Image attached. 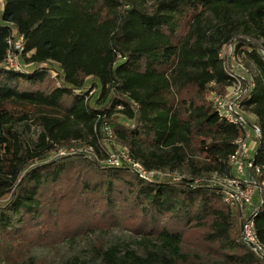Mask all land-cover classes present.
Returning a JSON list of instances; mask_svg holds the SVG:
<instances>
[{
  "label": "trees",
  "instance_id": "1",
  "mask_svg": "<svg viewBox=\"0 0 264 264\" xmlns=\"http://www.w3.org/2000/svg\"><path fill=\"white\" fill-rule=\"evenodd\" d=\"M1 1L0 264H264L243 240L246 207L231 208L209 183L233 176L229 159L244 137L211 100L232 86L236 51L259 70L256 83L242 71V99L264 166V0H155L151 13L124 0ZM10 51L23 71L4 67ZM20 125L40 130L33 145ZM108 127L114 147L181 179L144 181L127 164L58 155L91 147L105 160ZM120 222L142 240L113 235ZM255 226L264 244V205ZM57 227L71 248L59 263L36 256L54 247ZM88 227L100 237L81 248Z\"/></svg>",
  "mask_w": 264,
  "mask_h": 264
},
{
  "label": "built area",
  "instance_id": "2",
  "mask_svg": "<svg viewBox=\"0 0 264 264\" xmlns=\"http://www.w3.org/2000/svg\"><path fill=\"white\" fill-rule=\"evenodd\" d=\"M0 8H2V1L0 2ZM15 49L20 52L23 51V38H20ZM235 54L236 53L230 54L232 63L229 67V73L233 79L232 86L229 87L224 95L213 93L211 100L220 118L243 129L244 137L236 141L237 149L229 159V165L232 168L233 176L227 178L214 174L209 180V183L225 191V201L231 208H236L240 204L246 207L242 230L243 240L251 246L256 253L264 258V244L259 240L255 226V218L257 214L261 212L264 205V187H261L258 183V178L261 177L264 166L256 165L254 161L255 146L258 145V141L261 139V131L255 125V119L248 121L245 117V107L242 97L247 91V89L244 88L246 76H244L242 72L244 71V67H241L237 63ZM20 55L21 53L10 51L4 62V67L8 70L17 72L23 71L24 66L20 61ZM221 57L225 58L226 53H222ZM51 74L53 78L57 76L55 71H51ZM247 88H249V86ZM75 92L79 95L82 94L81 90H76ZM93 93L94 90L90 92V95ZM130 124L131 123L127 124L125 121V125L129 126ZM105 133L109 137L107 140L113 145V149L109 148L110 151H108V157L105 160H102L91 147L78 151L62 150L58 155L67 156L78 152H84L89 154L100 164H106L112 167H122L124 164H127L137 176L144 181H177L181 179V176L175 172L147 170L142 164L132 158L127 148L114 147V137L109 127L105 129ZM250 141L251 144L249 145ZM258 193L259 197L257 195ZM256 197H258L257 200Z\"/></svg>",
  "mask_w": 264,
  "mask_h": 264
},
{
  "label": "rangeland",
  "instance_id": "3",
  "mask_svg": "<svg viewBox=\"0 0 264 264\" xmlns=\"http://www.w3.org/2000/svg\"><path fill=\"white\" fill-rule=\"evenodd\" d=\"M125 4H130L132 5H136L142 9H144L146 12L151 13L156 5L155 0H124ZM259 45L262 49V51L264 52V38H262L259 42ZM235 53H247V52H243V50L241 51H236ZM236 56V60L237 63L241 66L244 67V71L247 72L249 74L250 80L252 81H257V77L259 75V70H258V66L255 62V60L251 57L250 54H235ZM261 55L264 56L263 53H261ZM172 93H173V97H171L172 99H175V104L177 103V88H173L172 89ZM245 112V117L247 118L248 121H252L255 119V115L249 111L246 107L244 109ZM119 122L121 121L118 120ZM123 121V120H122ZM124 122V121H123ZM16 130L21 134V136L24 138L25 142L29 143L30 145H33L40 134V130L34 126V125H20L16 127ZM251 144V141L249 142V145ZM257 148V146H255V149ZM196 151V150H195ZM254 153V152H253ZM53 157H51L50 159H52ZM183 176L185 177H190V170L188 168L187 165H185L180 171H179ZM259 197V193L257 194ZM258 197H256V200L258 199ZM90 229H94V230H90ZM130 228L128 227H123L122 223H118V224H114L111 227V232L113 235H116L118 237H122L123 239H127L128 241H130L131 243L133 241H137V240H142V234L132 231V230H128ZM66 233V230L60 227L56 228V233H53L52 235H50V239H52L54 241V249H48V250H42L40 248V250L36 253L37 257H43L45 259H47L48 261H54L59 263L62 259L65 253H67L68 251L71 253V248L69 246L68 242L63 241L61 238L62 236ZM84 235L81 238V248H88L92 243H94L99 237H100V232L95 229V228H89L87 229L86 233H83ZM135 248H137L136 246H134Z\"/></svg>",
  "mask_w": 264,
  "mask_h": 264
}]
</instances>
